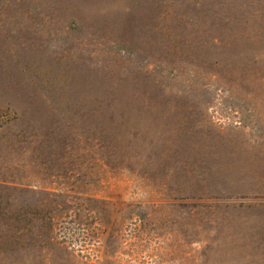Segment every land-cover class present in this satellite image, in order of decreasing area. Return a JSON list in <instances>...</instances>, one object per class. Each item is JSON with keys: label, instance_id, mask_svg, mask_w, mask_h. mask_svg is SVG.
I'll use <instances>...</instances> for the list:
<instances>
[{"label": "rangeland", "instance_id": "374dc122", "mask_svg": "<svg viewBox=\"0 0 264 264\" xmlns=\"http://www.w3.org/2000/svg\"><path fill=\"white\" fill-rule=\"evenodd\" d=\"M0 264H264V0H0Z\"/></svg>", "mask_w": 264, "mask_h": 264}]
</instances>
